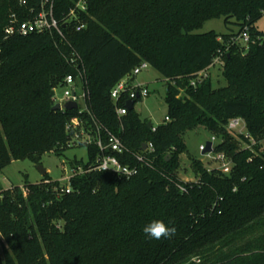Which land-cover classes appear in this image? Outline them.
Returning a JSON list of instances; mask_svg holds the SVG:
<instances>
[{
  "label": "trees",
  "instance_id": "16d2710c",
  "mask_svg": "<svg viewBox=\"0 0 264 264\" xmlns=\"http://www.w3.org/2000/svg\"><path fill=\"white\" fill-rule=\"evenodd\" d=\"M0 0V172L13 161L39 164L43 156L71 150L67 125L78 111H53L56 89L77 75L73 54L86 70L89 107L95 119L119 135L129 153L124 164L139 174L126 180L91 172L71 180L70 194L48 174L41 184L14 188L0 200V264H264V0H88L80 24L64 27L77 0H55L65 39L33 34L5 39L13 14L25 19L37 0ZM224 19L226 34H199ZM231 26H235L236 30ZM250 41L240 42L244 33ZM167 83L169 122L148 127L136 112L118 118L113 88L141 63ZM221 65L228 82L215 89L211 76ZM207 76L193 87L192 81ZM139 102L136 101L135 104ZM82 118L93 125L88 115ZM242 120L246 134L228 129ZM204 128L220 139L215 152L230 174L190 158L195 180H182L184 136ZM242 141L251 148H241ZM153 144L154 153L143 151ZM82 148V147H81ZM88 160L71 167L88 168ZM146 158L145 164L137 156ZM26 192L27 197H24ZM162 220L176 228L171 239H146L142 228Z\"/></svg>",
  "mask_w": 264,
  "mask_h": 264
},
{
  "label": "built area",
  "instance_id": "2783aa9c",
  "mask_svg": "<svg viewBox=\"0 0 264 264\" xmlns=\"http://www.w3.org/2000/svg\"><path fill=\"white\" fill-rule=\"evenodd\" d=\"M21 6H28L27 0H18ZM88 12V0H77L72 8H70L67 14L64 27L69 24H79L76 28L77 31H81L85 28V25L80 24V14ZM5 39L13 36H30L33 34H57L60 38L65 39L64 32L61 28L60 22L55 17V0H37V3L28 9V14L25 19H22L19 15L13 14L10 18V23L5 28ZM250 41L248 33H244L240 42L247 45ZM2 54V48L0 45V55ZM1 63V60H0ZM71 63L78 68L77 75H69L66 77L63 83L64 98L59 105L62 112L69 110L65 109V105L69 102L77 104V109L72 111H78L79 116L71 119L67 125V133L70 135V142L68 147L74 148H86L95 146L99 150L96 162L89 165L87 169L83 167L74 168L71 167V174L67 177L68 185L62 186L61 189H57L59 194H70L72 191L71 180L81 174L91 172H103L111 173L114 176L130 180L139 174L138 166L132 167L124 164L121 160V156L129 153V149L124 144L122 138L116 133L110 131L108 128L102 126L92 115L89 107V89L86 70L80 69L82 65L81 59L77 54H73ZM150 65L146 62L137 66L131 74L122 79L111 91V98L116 106L126 101L125 107L116 108L117 116L121 119L129 112L127 105L131 101H141L149 96V90L146 84H141L136 81V77L147 71ZM207 74H201L197 80L192 81V86L196 87L197 83H200ZM56 98V96H55ZM54 98V102L56 99ZM56 105V104H55ZM88 115L92 118L93 125H89L82 116ZM166 122L170 119L166 117ZM239 119L230 122L228 129L235 132L240 125ZM246 128V127H245ZM153 131H156V127H153ZM212 152L208 153L212 155L215 152L214 142L217 138H213ZM147 149L143 150L148 153H154L155 147L153 144H146ZM206 146H201L200 150L206 151ZM207 154V153H206ZM138 162L145 164L146 158L144 156L136 157ZM217 159L222 163L219 168L224 174H230L231 164L228 163V158L223 154H218ZM227 162V163H226Z\"/></svg>",
  "mask_w": 264,
  "mask_h": 264
},
{
  "label": "rangeland",
  "instance_id": "374dc122",
  "mask_svg": "<svg viewBox=\"0 0 264 264\" xmlns=\"http://www.w3.org/2000/svg\"><path fill=\"white\" fill-rule=\"evenodd\" d=\"M259 30L264 31V18L257 24ZM236 30L235 26H231ZM211 31H215L219 34H226L229 32L224 19L212 20L205 24L204 28L197 33L203 34ZM242 43V42H241ZM211 76L213 88L219 89L224 88L228 85V82L223 77L221 72V65L218 63L214 68L211 69L208 74ZM138 83H144L147 85L149 90V96L135 104V112L143 119L152 122L155 127L164 124L166 117L168 116V105L166 103L167 95V83L164 77H162L153 67H150L147 71L136 77ZM64 88L59 87L56 89V101L55 104H59L64 98ZM245 123L240 121L239 127L235 131L237 134H246ZM213 136L204 128L200 127L192 131H188L184 140L188 148V153L182 155V167L180 168L179 174L184 181L195 180V173L192 170L190 158L198 159L202 162L205 168L209 170L215 168H221L222 163L218 161V154L214 152L212 155L203 154L200 150L201 146H206L207 143H213ZM220 139L214 142L215 148L221 143ZM241 148H251L245 145L242 141ZM77 160H88V150L86 148H74L66 152L62 157L57 156L54 153L43 156L39 164L33 163L29 159L20 161H13L8 165L2 172H0V200L2 201L5 194L10 191H14V188L24 189L27 183L29 184H41L46 180L43 176L39 167L42 166L47 170L49 178L53 181H58L62 186H67V177L71 174V161ZM227 163V162H226ZM228 163L230 161L228 160ZM24 197H27L24 192ZM1 238V235H0Z\"/></svg>",
  "mask_w": 264,
  "mask_h": 264
},
{
  "label": "clouds",
  "instance_id": "9594fccd",
  "mask_svg": "<svg viewBox=\"0 0 264 264\" xmlns=\"http://www.w3.org/2000/svg\"><path fill=\"white\" fill-rule=\"evenodd\" d=\"M142 232L146 239L159 241L161 239H171L176 235V228L171 226L170 222L166 224L162 220H152L146 223ZM193 264H201V258L197 255L190 257Z\"/></svg>",
  "mask_w": 264,
  "mask_h": 264
},
{
  "label": "water",
  "instance_id": "95a60500",
  "mask_svg": "<svg viewBox=\"0 0 264 264\" xmlns=\"http://www.w3.org/2000/svg\"><path fill=\"white\" fill-rule=\"evenodd\" d=\"M77 107H78L77 104L74 103V102H69V103H67V104L65 105V109H67V110H69V111L76 110ZM134 108H135V102H134V101L129 102L128 105H127V109H128L130 112H132V111L134 110ZM53 111H61V106H60L59 104L55 105V106L53 107ZM148 127H149L150 129H152V127H153L152 122H149ZM212 146H213V144H212L211 142L207 143V148H206V151L204 152V154H206V153H211L212 150H213V149H212ZM146 149H147V145H144V146H143V150H146ZM39 171H40V173H41L43 176H46V175L48 174L47 170L44 169L42 166L39 167Z\"/></svg>",
  "mask_w": 264,
  "mask_h": 264
},
{
  "label": "crops",
  "instance_id": "0c3cea01",
  "mask_svg": "<svg viewBox=\"0 0 264 264\" xmlns=\"http://www.w3.org/2000/svg\"><path fill=\"white\" fill-rule=\"evenodd\" d=\"M141 84H144V83H141Z\"/></svg>",
  "mask_w": 264,
  "mask_h": 264
}]
</instances>
